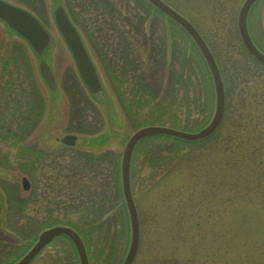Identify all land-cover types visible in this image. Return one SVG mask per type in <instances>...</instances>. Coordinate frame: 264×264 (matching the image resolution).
Here are the masks:
<instances>
[{
	"label": "rangeland",
	"instance_id": "rangeland-1",
	"mask_svg": "<svg viewBox=\"0 0 264 264\" xmlns=\"http://www.w3.org/2000/svg\"><path fill=\"white\" fill-rule=\"evenodd\" d=\"M10 1L36 12L52 34L42 58L57 88L50 93L30 45L0 21V125L14 129L0 131V264L19 258L54 222L81 229L91 264H120L130 238L118 176L124 137L145 124L201 127L214 108L207 66L189 35L142 0H60L98 69L108 114L78 77L52 19L53 0ZM166 1L210 45L224 80L225 112L205 141L157 135L136 145L130 181L140 244L131 264H264V187L254 182L264 178V151L247 161L252 171L245 180L226 163L224 142L243 113L264 119V66L246 52L236 26L243 0ZM248 16L264 49V0ZM68 133L77 135L73 146L60 141ZM28 264L79 261L72 243L56 236Z\"/></svg>",
	"mask_w": 264,
	"mask_h": 264
},
{
	"label": "water",
	"instance_id": "water-1",
	"mask_svg": "<svg viewBox=\"0 0 264 264\" xmlns=\"http://www.w3.org/2000/svg\"><path fill=\"white\" fill-rule=\"evenodd\" d=\"M146 1L175 21L189 35L190 39L199 50L212 80L214 108L209 121L197 131H186L165 125L152 124L137 128L126 139L120 156L119 177L121 194L129 219L130 238L125 255L120 264H131L139 246L138 213L130 186L131 156L137 142L140 139L153 134H165L188 141L203 139L212 134L219 126L225 108V93L222 77L214 56L200 33L186 17L181 15L164 1ZM256 1L257 0L242 1L237 11L236 26L240 40L247 53L264 65V51L255 44L248 29L249 11ZM51 13L53 20L72 55L81 81L96 101L104 102L106 100V95L103 85L81 35L68 17L60 2L56 1L52 4ZM0 20L28 42L34 54L40 58L38 67L42 78L49 89L55 90V76L48 62L42 58L44 52L52 43L51 33L32 13L7 0H0ZM75 139L76 135L66 134L61 137L60 140L65 144L72 145L74 144ZM22 185L24 189L29 187V181L26 177L22 178ZM59 235L67 237L72 242L77 253L79 264H90L82 238L74 228L66 224H53L49 227L43 228L38 233L36 240L33 241L31 246L11 264H28L47 242Z\"/></svg>",
	"mask_w": 264,
	"mask_h": 264
},
{
	"label": "trees",
	"instance_id": "trees-1",
	"mask_svg": "<svg viewBox=\"0 0 264 264\" xmlns=\"http://www.w3.org/2000/svg\"><path fill=\"white\" fill-rule=\"evenodd\" d=\"M0 106L2 107V105ZM25 120L26 122L29 121L28 115H25ZM251 120L254 122H252ZM4 129H8L11 131L14 130L12 129L11 125H7V126L0 125V131ZM248 141L255 143L256 145L251 148L250 146H248V144H244L247 143ZM224 142L225 145L229 147L231 153V154L228 153L229 156L227 157L228 161H226V163L230 166V168H235L237 171L240 172L243 171V173H246L244 178L245 180H247L248 179L247 176H249L250 171H252L249 166L250 163H248L247 161L250 159V157L259 156L264 151L263 117L261 116L259 119L255 120V115L253 113H251L250 115L243 113L238 120H235V122L232 123V131L229 132L228 136L224 138ZM232 155L234 156V158H231ZM256 165L257 168L259 169L260 165L258 162H256ZM237 181L238 180H236V182ZM236 182L234 184H236ZM254 182H256V186L264 187V178L262 179V175L254 179ZM73 226L79 231V233L84 238V233L81 231V229L76 225Z\"/></svg>",
	"mask_w": 264,
	"mask_h": 264
},
{
	"label": "flooded vegetation",
	"instance_id": "flooded-vegetation-1",
	"mask_svg": "<svg viewBox=\"0 0 264 264\" xmlns=\"http://www.w3.org/2000/svg\"><path fill=\"white\" fill-rule=\"evenodd\" d=\"M143 1V3L147 6V7H149L150 9H154L149 3H147L146 1H144V0H142ZM1 93V92H0ZM0 98H1V95H0Z\"/></svg>",
	"mask_w": 264,
	"mask_h": 264
}]
</instances>
